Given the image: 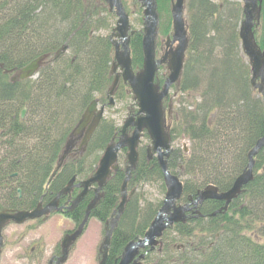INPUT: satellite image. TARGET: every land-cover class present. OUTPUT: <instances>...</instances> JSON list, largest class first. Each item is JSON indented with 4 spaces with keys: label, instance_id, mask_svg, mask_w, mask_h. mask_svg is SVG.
<instances>
[{
    "label": "trees",
    "instance_id": "16d2710c",
    "mask_svg": "<svg viewBox=\"0 0 264 264\" xmlns=\"http://www.w3.org/2000/svg\"><path fill=\"white\" fill-rule=\"evenodd\" d=\"M93 1L0 0V65L5 69H21L41 56L52 58L63 44L68 45L62 56L41 63L35 79L16 83L0 72V211L31 210L40 199L54 198L72 177L76 182L87 178L117 130L113 121L102 119L86 150L62 162L51 177L69 134L94 95L100 93L99 101H107L113 48L99 32L111 28L114 16L105 7L91 6ZM156 4L159 16H168L162 26L169 27L170 1L156 0ZM240 7L227 0H186L189 45L179 84L185 99L194 93L198 101L193 97L188 108L180 100L177 122L190 144L187 153L173 149L167 160L168 169L183 182L184 203L207 185L228 190L246 168L247 153L264 134V101L251 87L249 65L239 49ZM260 7L255 39L263 48L264 0ZM141 42V30H136L128 44L134 70L142 66ZM123 86L120 83L115 97L126 93ZM178 132L171 130L173 141ZM145 148L139 149L127 184L158 180L165 191L157 160L147 161ZM124 153L125 149L119 155V168L90 212L103 226L120 198ZM253 164L252 180L226 211L216 212L223 202L205 200L197 207L198 214L190 212L165 230L158 249L148 252L144 264H264V148ZM93 196L90 190L72 212L63 215L81 223ZM139 200L133 195L127 200L105 264H116L125 245L143 237L161 205L159 201L139 206Z\"/></svg>",
    "mask_w": 264,
    "mask_h": 264
},
{
    "label": "water",
    "instance_id": "95a60500",
    "mask_svg": "<svg viewBox=\"0 0 264 264\" xmlns=\"http://www.w3.org/2000/svg\"><path fill=\"white\" fill-rule=\"evenodd\" d=\"M108 5L109 10L114 11L117 16L116 26L113 29V35L117 38L112 40V44L115 47L114 62L111 73H115L119 67L121 72L115 73L113 82L109 88L107 95L109 96V104H113L112 95L116 89L118 81L122 78L124 83H127L133 93V97L137 102L138 112L136 117H128L122 126V138L116 143H110L104 150L102 156L98 160V165L93 171L94 173L87 179L79 182L77 187L81 188V191L73 199L71 209L77 206L83 199L92 185L96 184L95 192L100 191L105 181L110 178L111 170L117 168L116 160L117 153L122 147L127 148L126 160L128 166L126 168L127 177L123 180L121 192L122 197L119 205L117 206V212L115 217L110 222L109 226L105 227V235L101 244L100 252L102 258L100 264H105L106 254L112 231L116 226V222L123 211V207L127 200L126 194V182L130 176V171L133 169L138 160L137 147L140 141L141 132L146 130L151 138V150L156 153L157 161L162 169L164 183L166 185V193L162 201V205L156 213L154 220H152L149 228L145 231L143 238L136 241H130L124 247L120 260L117 264H140L138 262L144 257V254L137 256V252L140 249L146 247L153 249L158 239L162 236L166 228L175 222L183 221L185 219L184 211H188L189 205L176 206L175 202L180 198L183 190L182 183L177 176L172 175L166 166L165 157L168 156L170 151V135L168 133V126L165 125L164 110L162 105L163 99L167 96L170 85L178 83L185 56V50L188 44L187 36V24L184 18V1L185 0H170L171 1V19H172V40L171 42H177L176 48L169 52L168 69L169 75L162 84V88L158 90V86L154 84L155 73L157 72V65L166 62L164 57L161 60H156L154 56L155 37L158 25V14L156 10L155 0H138L143 7V36H142V55L143 63L140 71L135 72L132 70L130 50H129V18L125 12L121 0H103ZM243 3L242 13L243 19L241 21L239 29V39L241 41V48L250 65L251 70V85L257 90L264 99V48L261 49L257 45L254 36V27L259 25L261 16V2L262 0H241ZM129 34H133L131 31ZM66 45L62 46L57 52L56 56L66 50ZM46 56L33 59L29 64L22 67L16 72L15 78L22 80L25 78L35 76L41 62ZM264 101V100H263ZM24 110L21 112V116L24 115ZM104 112V106L97 108L96 99L93 100L85 111L83 112L75 128L72 130L69 139L66 141L65 151L60 157V161L67 155V151L70 149L73 139L81 135V140L78 146V150H84L88 140L93 134L95 128L100 121ZM128 127H132L133 131L130 136L125 135V131ZM264 147V135L259 138L254 147L247 153L248 163L246 168L241 174H239L231 187L224 191L218 192L217 187L212 185L205 186L203 190L198 191L197 196L192 200V204L195 206L201 204L208 199H215L224 201V205L221 210H226V206L240 194L243 186L250 182L253 178V157L257 152ZM57 165V169L59 168ZM74 177L68 182L57 195V197L49 203L46 207L41 208L38 205L37 208L32 211H17V212H0V248L2 245L1 230L9 223L14 222L16 224H22L27 220H33L42 215H49L51 211H62V207H57L58 198L62 194H66L71 191L73 186ZM99 196H96L87 205L85 215L81 224L70 235H64L61 241V255L57 258L54 264H62L67 259L68 243L74 241L79 237L83 231L84 225L89 217L90 211L96 205ZM215 214V213H213ZM72 243V242H71ZM48 264H52L50 261Z\"/></svg>",
    "mask_w": 264,
    "mask_h": 264
},
{
    "label": "rangeland",
    "instance_id": "374dc122",
    "mask_svg": "<svg viewBox=\"0 0 264 264\" xmlns=\"http://www.w3.org/2000/svg\"><path fill=\"white\" fill-rule=\"evenodd\" d=\"M214 1L218 2V0ZM227 1L242 4L241 0ZM122 3H124L125 10L129 15L130 28L133 29V31L141 30L143 27L141 21L142 14L138 11V3L134 2V0H126ZM91 6H95L99 9L101 5H96L93 1ZM96 10L94 9V11ZM103 14L105 15L106 13ZM167 17L166 14L160 16V31L164 28L162 23L163 21L165 22ZM115 22L116 19L114 18L111 28L109 30H102L99 34L108 37L112 27L115 26ZM112 59L113 50L111 60ZM117 71H119V69H117ZM105 88L107 89L108 87ZM119 91L120 88H118L117 92ZM173 92L174 90L171 89L170 94H173ZM99 94L100 93H96L94 95L95 98H100ZM131 96L130 92H126L122 97L117 98L114 96L115 104L106 107L103 118L113 121L117 127H120L128 116L135 115L132 109L136 108V104ZM180 96V94H177L176 100ZM196 100L197 96H195V101ZM173 105L176 111L177 104L175 101ZM174 125L172 126L175 129ZM119 138H121L120 135H118L112 143L114 144ZM75 142V146H77V141ZM72 143H74V141ZM148 144L149 142L145 139L143 145L146 146ZM171 147L172 149H185L187 152L189 142L178 132L174 141H172ZM126 191L127 193L132 191L133 196L140 198L139 206H144L147 203L155 205L159 201H162L161 199L164 197L161 182L158 180L146 184H138L133 187L127 186ZM99 195L100 193L96 194V196ZM75 226V223L71 219L61 214L50 215L44 223L30 220L21 225L13 223L8 224L2 231L3 246L0 255V264H46L51 255L56 252V246L58 247L59 242L63 240L64 234L69 230H73ZM103 233L104 226L95 218H90L84 233L74 241H71L72 243H68L67 259L64 264H100V248L104 239ZM32 247L35 248L33 252L30 250Z\"/></svg>",
    "mask_w": 264,
    "mask_h": 264
},
{
    "label": "flooded vegetation",
    "instance_id": "af4514ba",
    "mask_svg": "<svg viewBox=\"0 0 264 264\" xmlns=\"http://www.w3.org/2000/svg\"><path fill=\"white\" fill-rule=\"evenodd\" d=\"M97 2V1H96ZM165 32V33H164ZM158 34H157V38H156V46H155V56H156V58L157 59H161L162 57H166L167 59H168V57H169V55H170V53L169 52H172L173 50H174V48H175V46H176V43H172L171 42V30H168V29H162L161 31H160V29H159V31L157 32ZM169 38V39H168ZM0 69H1V71L0 72H2L4 75H6L7 76V79L8 80H10L11 81V79H14V80H16V78H15V76H14V73H15V68L13 69V67L12 68H9V69H5L4 68V66L3 65H0ZM169 71H168V68H167V64H165V63H161V64H159L158 65V69H157V74H155L156 75V80H157V84L158 85H160V84H162L164 81H165V79H166V77H167V73H168ZM13 76H14V78H13ZM22 81V80H21ZM16 83H17V81H15ZM15 82H13V83H15ZM120 83L121 84H123L124 86L123 87H125V90H126V92H129V88H128V86H126L127 84L126 83H123L122 82V80L120 79L119 80V85H120ZM172 89L174 90V92H173V94H170V95H168V98L165 100V103L166 104H169V102L171 101V103L174 101V99L176 98V96H177V93H178V86L177 85H172ZM134 112H136V109H132ZM173 112V111H172ZM25 116V115H24ZM171 118V121H173V116L172 117H170ZM128 131L126 132V134L128 135V134H130V132H131V130H132V128H128L127 129ZM118 135H120V133H119V131L118 130H116L115 131V133H114V138L116 139V137L118 136ZM112 136V137H113ZM144 137H147L146 136V134H143V136L141 137V140H142V144H141V146L143 145V142H144V140L145 139H147V138H144ZM123 149H121L119 152H118V159H119V155H120V153H121V151H122ZM152 159V158H151ZM147 161H150V159L148 160L147 159ZM78 190V192H79V188H76V187H74L72 190V192L71 193H69V194H64V195H61V196H59V198H58V202H57V207H62L63 209H62V211L60 212L61 213V215H63L64 213H66V212H72L75 208H73V209H71V201H72V199L75 197V195L78 193H74L75 192V190ZM58 195V194H57ZM56 195V196H57ZM55 196V197H56ZM55 197L54 198H52L51 200H49V201H47V202H44L42 199H40L39 201H38V204H36V206L33 208V209H35V208H37L38 207V205L39 206H41V208H44V207H46L49 203H51L54 199H55ZM216 201H219V200H216ZM220 202H222V201H220ZM179 203H184V201H182V202H179ZM32 210V209H31ZM194 210H192L191 211V213L193 212ZM52 213V212H51ZM50 213V214H51ZM50 214L48 215H42L40 218L38 217V219H36L35 221H41L42 223H44L45 221H46V219H48V217L50 216ZM52 215V214H51ZM70 219V218H69ZM34 221V220H33ZM141 238H143V237H141ZM138 239H140V238H138ZM137 239V240H138ZM134 241H136V240H134ZM133 241V242H134ZM36 245V244H35ZM126 246V245H125ZM34 247H32L30 250H31V252H33L34 251ZM150 250L146 247L145 249L143 248V249H140L139 250V252H137L138 253V255H141V254H144L145 256H144V259L142 260V264H144V261H145V257H146V255L148 254V252H149ZM58 253H59V249H58V252L57 253H54V254H52L51 255V257L49 258V259H56V256L58 255Z\"/></svg>",
    "mask_w": 264,
    "mask_h": 264
}]
</instances>
